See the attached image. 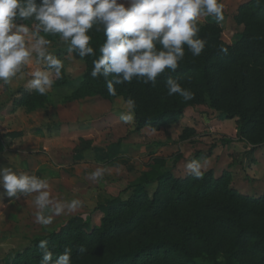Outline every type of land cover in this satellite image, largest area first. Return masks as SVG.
<instances>
[{
  "label": "trees",
  "instance_id": "obj_1",
  "mask_svg": "<svg viewBox=\"0 0 264 264\" xmlns=\"http://www.w3.org/2000/svg\"><path fill=\"white\" fill-rule=\"evenodd\" d=\"M234 21L243 31L231 44L223 40L220 22L200 23L199 35L207 41L204 51L194 57L185 46L178 69L166 70L155 86L135 79L116 86V96L135 100L137 132L148 126L158 130L176 122L187 109L208 103L219 115L238 121L239 140L258 135L264 144V0H246ZM26 23L31 27L34 22ZM90 34L99 55L105 36L102 31ZM46 38L52 43L60 40L58 35ZM221 48H227V54ZM95 58L82 59L86 71L75 97L111 96L104 78L90 75ZM170 77L194 92L195 98L185 102L179 95L168 96L165 84ZM67 84L63 67L53 87ZM48 97L49 93L26 92L13 105L33 112L43 109ZM8 136L21 137L22 133ZM91 147V141L82 139L75 151ZM121 147L119 141L107 148L109 161L119 157ZM166 166L165 158H153L127 199L111 198L99 204V226L91 227L88 218L74 217L58 231L34 239L9 264H39L41 240L48 241L53 260L70 247L72 264H203L199 260L264 264V195L254 199L240 194L229 187L226 176L216 179L212 170L203 179H195L191 174L177 177L172 170L164 171ZM152 185L155 189L150 194L146 187Z\"/></svg>",
  "mask_w": 264,
  "mask_h": 264
},
{
  "label": "rangeland",
  "instance_id": "obj_2",
  "mask_svg": "<svg viewBox=\"0 0 264 264\" xmlns=\"http://www.w3.org/2000/svg\"><path fill=\"white\" fill-rule=\"evenodd\" d=\"M222 2V37L231 44L243 31L234 16L238 5L246 0ZM213 20L203 17L200 23ZM49 50L63 61L68 84L52 87L43 109L30 112L13 105L23 93L32 92L26 87L29 73L37 68L45 70L46 66L37 64L35 57L11 84L0 82V168L46 177L53 199L50 207L60 202L64 212L54 217L52 224L43 226L35 220L34 195H21L19 199L0 196V264H9L34 239L58 231L74 217L88 218L91 227L99 226L102 214L97 206L111 198L127 199L155 157L165 158L164 171L172 170L177 177L190 174L186 165L191 159L203 163L207 158V171L212 170L216 179L226 176L229 187L251 198L264 195V144L259 143L258 135L239 140L237 120L224 118L205 103L187 109L176 122L158 130L148 126L137 132L134 120L125 124L119 119L127 110L122 97H75L86 71L84 61L75 55L68 57L67 45L61 40L51 43ZM49 71L57 80L54 70ZM13 132L22 136L9 137ZM82 139L91 141L92 147L76 152ZM119 141V157L109 161L107 148ZM97 168H104V175L93 181L88 173ZM146 188L152 194L155 185ZM73 199L82 201L83 206L69 211L68 202Z\"/></svg>",
  "mask_w": 264,
  "mask_h": 264
},
{
  "label": "clouds",
  "instance_id": "obj_3",
  "mask_svg": "<svg viewBox=\"0 0 264 264\" xmlns=\"http://www.w3.org/2000/svg\"><path fill=\"white\" fill-rule=\"evenodd\" d=\"M212 17L217 23L224 19L222 0H0V82L11 84L22 68L31 64L33 57L40 68L31 71L27 89L47 95L55 77L61 76L63 61L49 49L52 41L47 36L58 35L67 45L68 57L79 59L96 57L92 61L93 79L103 77L108 94L117 95V85L134 79L156 85L157 78L166 70L175 72L185 57V46L194 57L204 51L206 39L200 37V21ZM26 21H33L30 27ZM92 31H102L105 40L97 50L92 46ZM43 33V34H42ZM227 54V48H221ZM167 95H179L185 102L195 93L181 85L179 80L168 78ZM127 110L119 116L125 124L135 118V100L129 98ZM195 179H203L208 160L203 163L191 159L186 165ZM104 168L88 173L93 181L104 175ZM0 187L9 198L34 195L35 220L48 226L54 217L64 212V205H53L47 178L29 175L11 167L0 168ZM82 201L68 202L69 211L82 207ZM39 264H72V249L53 260L54 252L47 240L38 244ZM84 252V248H80ZM217 259H222L218 256Z\"/></svg>",
  "mask_w": 264,
  "mask_h": 264
},
{
  "label": "crops",
  "instance_id": "obj_4",
  "mask_svg": "<svg viewBox=\"0 0 264 264\" xmlns=\"http://www.w3.org/2000/svg\"><path fill=\"white\" fill-rule=\"evenodd\" d=\"M242 3H240V5H241ZM240 5H238V7L240 6ZM238 7L236 8V12H237V10H238Z\"/></svg>",
  "mask_w": 264,
  "mask_h": 264
}]
</instances>
